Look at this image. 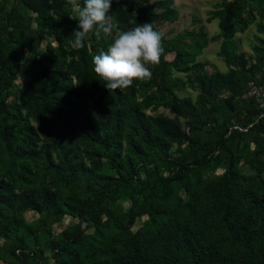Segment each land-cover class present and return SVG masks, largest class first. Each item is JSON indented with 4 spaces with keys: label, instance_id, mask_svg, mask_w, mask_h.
<instances>
[{
    "label": "trees",
    "instance_id": "1",
    "mask_svg": "<svg viewBox=\"0 0 264 264\" xmlns=\"http://www.w3.org/2000/svg\"><path fill=\"white\" fill-rule=\"evenodd\" d=\"M258 1L260 11L264 12V0ZM127 3L134 6L142 25L150 23L148 11L138 0H112L114 5ZM233 3L234 0L224 2L218 15L219 27L228 36L242 27ZM40 40L38 32L21 13L0 12V154L3 157L0 166L12 177L26 176L25 165L18 162L34 158L19 152V147L27 130L35 133L34 128L23 125L25 116L32 118L49 141L41 158L44 168L57 179L61 187L58 194L66 195L60 198L55 192L43 190L37 196L38 204L47 213L61 215L60 200L89 227H102L104 217L108 224L104 229L105 241L97 247L88 242L82 230L71 239L56 243V262L63 264L59 261L63 254H79L92 264H264V198L242 187L236 158H229L220 180H211L202 187L197 207L193 202L181 204L179 209L157 207L152 201L159 186L164 191L174 178L148 171L143 180L139 175L140 166L163 157L158 137L141 128L136 131L135 125L128 123L126 113L119 109V92L104 86L105 82L93 71V57L85 52L75 50L77 60L65 65L58 48L56 55L39 56L38 61L28 65L25 52L36 54ZM72 73L80 88L71 84ZM16 78L23 82L20 105L7 102L8 91ZM201 89L206 91L204 84ZM247 101L257 115L262 113L253 100ZM158 104L174 112H180L183 107L168 93ZM130 112L138 124L142 115L137 110ZM263 122L261 119L256 128L263 127ZM171 128L175 135L180 134L178 128ZM167 130L163 124L158 132ZM84 156L97 159V172L84 164ZM102 158L114 169V175L102 172ZM207 163V155L203 154L195 161L198 167L186 171L183 179L187 189ZM126 168L131 171L129 176ZM122 197L129 200L125 209L118 208ZM36 198L32 197V202ZM9 200L0 197V209ZM208 204L210 209L206 208ZM147 212L151 221L133 231L137 218ZM18 226L12 224L11 229ZM22 246L16 245L11 253L17 249L20 253L17 258L28 257Z\"/></svg>",
    "mask_w": 264,
    "mask_h": 264
},
{
    "label": "rangeland",
    "instance_id": "2",
    "mask_svg": "<svg viewBox=\"0 0 264 264\" xmlns=\"http://www.w3.org/2000/svg\"><path fill=\"white\" fill-rule=\"evenodd\" d=\"M138 1L148 11L153 28L163 34L164 54L159 65L148 66L152 73L150 80L137 81L131 88L117 91L121 101L119 109L126 113L128 123L135 125L136 131L141 128L150 136H157L163 146V157L140 166L139 177L145 179V171H148L160 177L174 178L164 191L159 186L152 202L165 209H179L181 204L191 202L197 207L202 187L211 180L222 178L231 156L236 158V171L242 187L264 198V130H260L264 126L256 128L259 121L264 120V111L257 115L254 106L248 105L250 101H247L254 99L245 97L248 83L264 85V12L260 11L259 1L234 0L232 8L242 27L229 36L220 29L218 15L223 11L224 2L233 0ZM11 11L21 13L41 37L36 54L25 52L28 65L38 61L39 56L56 55L58 48L65 65L77 60L72 34L78 31V22L67 0H0V12ZM109 14L120 31L142 25L131 3L111 4ZM116 34L100 39L93 37L79 50L92 58L101 50L107 51ZM70 78L73 87L80 88L75 73ZM86 81L89 82V78ZM202 84L205 92L201 89ZM22 86V79L16 78L8 91L7 102L22 103ZM167 93L183 105L180 112L158 104ZM131 110L142 115L138 124H135ZM24 119L23 125L28 124L35 133L27 130L19 152L34 159L18 162L25 165V177H12L0 166V197L10 199L0 209V264H58L56 243L71 239L82 230L88 242L97 247L105 241L107 218H103L102 227L94 229L68 211L60 200L61 215L42 209L37 197L40 192L58 194L61 187L57 179L46 172L41 160L49 141L41 135L32 118L25 116ZM163 124L168 130L159 133ZM170 126L178 128L180 134L175 135ZM203 154L207 155L208 163L195 183L192 182V187L187 189L184 174L197 166L195 161ZM51 156L56 163L55 154ZM2 158L0 154V160ZM96 160L84 156V164L95 172L98 171ZM100 162L104 166L103 173L115 174L105 158ZM125 172L128 176L131 174L129 168ZM30 197H37L36 202ZM64 197L66 195L61 194L60 198ZM128 205L126 197L118 202L119 209ZM207 207L210 209L211 205ZM149 221L151 216L147 212L137 218L132 230L144 227ZM12 224L19 226L11 229ZM18 244L23 245L28 257L17 258L20 254L17 249L11 253ZM59 261L63 264H92L79 254H63Z\"/></svg>",
    "mask_w": 264,
    "mask_h": 264
},
{
    "label": "clouds",
    "instance_id": "3",
    "mask_svg": "<svg viewBox=\"0 0 264 264\" xmlns=\"http://www.w3.org/2000/svg\"><path fill=\"white\" fill-rule=\"evenodd\" d=\"M76 14L78 31L73 32L74 47L83 48L91 37L100 39L117 33L107 51L92 58L93 71L108 90L127 89L137 81L150 80L149 65L157 66L164 54L163 34L151 23L120 31L109 14L112 0H67Z\"/></svg>",
    "mask_w": 264,
    "mask_h": 264
},
{
    "label": "built area",
    "instance_id": "4",
    "mask_svg": "<svg viewBox=\"0 0 264 264\" xmlns=\"http://www.w3.org/2000/svg\"><path fill=\"white\" fill-rule=\"evenodd\" d=\"M247 93L245 97H251L254 99L256 105L260 110H264V85L254 84V82L248 83Z\"/></svg>",
    "mask_w": 264,
    "mask_h": 264
}]
</instances>
